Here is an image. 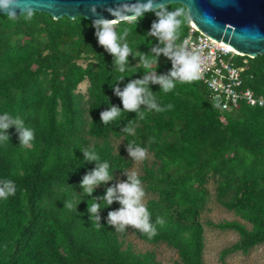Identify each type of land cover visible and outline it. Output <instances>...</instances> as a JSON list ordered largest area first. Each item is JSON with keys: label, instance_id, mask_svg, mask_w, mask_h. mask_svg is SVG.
Returning <instances> with one entry per match:
<instances>
[{"label": "trees", "instance_id": "16d2710c", "mask_svg": "<svg viewBox=\"0 0 264 264\" xmlns=\"http://www.w3.org/2000/svg\"><path fill=\"white\" fill-rule=\"evenodd\" d=\"M166 6L187 13L176 41L180 44L190 28V12L182 3ZM34 12L31 21L0 13V115L20 117L34 132L28 147L19 145L14 127L8 130L10 142L0 143V180L16 185L15 195L0 199V264H165L160 245L176 250L174 264H207L206 227L238 234L222 258L264 244V108L241 102L225 110L198 78L177 81L167 93L150 85L163 111L141 106L142 120L122 111L105 125L100 112L110 105L122 108L113 84L122 89L150 70L166 74L171 61L161 55L159 64L145 69L129 56L126 71L119 72L113 57L98 45L90 19ZM140 19L116 29L130 30L127 43L133 54L152 57L151 47L158 42L147 33L156 16L149 11ZM236 63L244 66V88L264 95V54L238 55ZM85 79L89 86L83 93L79 85ZM129 125L135 127L134 135L122 131ZM129 142L145 148L146 159H130ZM84 148L107 161L114 176L93 197L126 180L125 171L138 174L154 236L109 226L108 212L120 207L117 202L109 207L100 202L101 224L89 220L88 203L94 201L79 184L96 165L84 162ZM65 202L73 208L64 207ZM217 205L233 217H207Z\"/></svg>", "mask_w": 264, "mask_h": 264}, {"label": "clouds", "instance_id": "9594fccd", "mask_svg": "<svg viewBox=\"0 0 264 264\" xmlns=\"http://www.w3.org/2000/svg\"><path fill=\"white\" fill-rule=\"evenodd\" d=\"M20 7L18 0H0V13L7 15L9 19L17 17L16 9ZM95 17L92 20V27L95 29L97 43L108 54L113 57V67L119 72H125L129 64V56L139 60L145 69H151L153 63L159 64V58L163 55L171 61L172 67L166 74H158L156 70L144 73L142 78L132 79L127 82L121 89L118 83L113 84V92L119 97L122 108L110 105L107 109L100 112V122L108 124L117 120L121 112L138 114L142 120L144 113L140 111L141 106L149 111H163L156 103L154 92L150 85H159L160 90L167 93L173 90L176 82L190 83L199 78L201 71V57L198 50H189L187 44H177L179 29L187 19V13L183 7L169 10L165 3H157L155 0H147V3L141 5L134 11L124 4H118L115 7L106 8L113 19H107L97 11L93 5L90 8ZM152 12L156 19L152 22L148 35L154 37L158 42L151 47V53L133 54L132 49L127 43L129 29L124 28L120 33L117 32L116 26L119 23H131L141 20L144 13ZM128 13H132L129 15ZM35 12L32 7L21 8L19 15H22L27 21L33 19ZM162 45V46H161ZM125 77L118 81L122 82ZM169 107H171L169 105ZM15 128L18 134L19 145L28 147L34 140L33 130L25 127L24 121L20 117H12L9 113L0 115V143L10 142L8 130ZM128 135L135 134V127L132 125L125 126L122 129ZM130 159L141 162L147 157V150L143 147L135 146L129 142L126 144ZM83 153L84 162L93 163L95 167L87 172L80 181L79 187L82 193L94 201L88 203L89 220H95L100 223L101 201L106 202L107 207L114 202L119 203L120 207L116 210L109 211L107 216L108 225L117 232H124L127 228L138 230L142 234H147L149 238L156 234V228L151 223V214L145 203V191L142 182L135 171H125L126 180H120L111 187H106L103 196L93 197V192L100 185H107L114 179L113 173L109 172V163L101 162L100 156L94 149L84 148L80 150ZM16 185L10 179L0 180V199L6 200L8 197L15 195ZM78 205V204H77ZM75 205V207H77ZM64 207L73 208L71 202H65ZM156 223L162 225L163 220L157 217ZM101 224V223H100Z\"/></svg>", "mask_w": 264, "mask_h": 264}, {"label": "water", "instance_id": "95a60500", "mask_svg": "<svg viewBox=\"0 0 264 264\" xmlns=\"http://www.w3.org/2000/svg\"><path fill=\"white\" fill-rule=\"evenodd\" d=\"M157 3H182L191 15V23L200 31L229 45L242 55L255 57L264 54V0H155ZM21 8L50 13L58 19L63 16L75 19L81 15L95 18L90 8L95 5L98 13L113 19L106 8L124 4L131 10L147 0H18ZM131 15L132 13H128Z\"/></svg>", "mask_w": 264, "mask_h": 264}, {"label": "built area", "instance_id": "2783aa9c", "mask_svg": "<svg viewBox=\"0 0 264 264\" xmlns=\"http://www.w3.org/2000/svg\"><path fill=\"white\" fill-rule=\"evenodd\" d=\"M180 44L198 50L201 57V79L209 87L214 103L225 110H233L246 102L264 108V95H257L251 87L244 88V66L236 63L240 52L200 31L190 23L188 33Z\"/></svg>", "mask_w": 264, "mask_h": 264}, {"label": "rangeland", "instance_id": "374dc122", "mask_svg": "<svg viewBox=\"0 0 264 264\" xmlns=\"http://www.w3.org/2000/svg\"><path fill=\"white\" fill-rule=\"evenodd\" d=\"M82 62V61H81ZM89 86L88 79H85L80 85L79 90L86 92ZM206 216L213 221H220L226 218H232L233 214L220 205L213 206V209L206 213ZM239 236L235 231L220 230L218 228L206 227V250L205 259L207 264H264V244L253 248L248 254L241 252L233 253L222 258V250L238 240ZM139 247H144L143 242L135 241ZM159 257L165 264H174L178 258L175 249L166 245H160L158 248Z\"/></svg>", "mask_w": 264, "mask_h": 264}]
</instances>
